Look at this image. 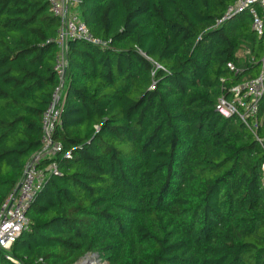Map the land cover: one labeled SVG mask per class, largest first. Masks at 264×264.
Wrapping results in <instances>:
<instances>
[{
    "label": "trees",
    "instance_id": "16d2710c",
    "mask_svg": "<svg viewBox=\"0 0 264 264\" xmlns=\"http://www.w3.org/2000/svg\"><path fill=\"white\" fill-rule=\"evenodd\" d=\"M100 47L66 42L61 145L0 264H264V91L256 135L215 110L263 40L233 0H75ZM47 0H0V205L40 146L57 86ZM248 45V58L236 56ZM233 64L230 70L227 64ZM12 259H10L9 257Z\"/></svg>",
    "mask_w": 264,
    "mask_h": 264
},
{
    "label": "built area",
    "instance_id": "2783aa9c",
    "mask_svg": "<svg viewBox=\"0 0 264 264\" xmlns=\"http://www.w3.org/2000/svg\"><path fill=\"white\" fill-rule=\"evenodd\" d=\"M47 2L51 13L58 19L53 38L57 48L53 67L57 86L41 116L40 146L31 153L24 164L20 180L0 205V248L4 250L9 249L17 235L27 227L25 211L40 190L44 178L49 173L57 172L54 163L41 166L40 162L61 151V145L54 142L51 136L55 125L59 122L61 94L65 86L67 40L80 39L100 47L110 44V39L96 37L87 29L79 17L75 0H47ZM238 10H246L250 15L252 30L263 40L262 56L257 74L229 86L225 94L217 97L214 110L224 118L236 116L245 126L253 130L255 139L261 143L255 131L258 124V103L264 91V0H233L226 13ZM227 67L230 70L234 68L231 63H228ZM262 140H264V128ZM261 171L264 182V163L261 165Z\"/></svg>",
    "mask_w": 264,
    "mask_h": 264
},
{
    "label": "rangeland",
    "instance_id": "374dc122",
    "mask_svg": "<svg viewBox=\"0 0 264 264\" xmlns=\"http://www.w3.org/2000/svg\"><path fill=\"white\" fill-rule=\"evenodd\" d=\"M248 52H249V49H248V45H246L245 43L241 44L238 48V50L236 51V56H238L240 59L242 60H250L251 58H248L249 55H248ZM88 254H92L95 258L94 259H98V261H96L97 263L95 264H108L107 260L105 258H101V257H98L97 255H95L93 252H87L85 254H83L79 259L77 260H80L82 259L83 257H85L86 255ZM90 258V257H89ZM89 258H84V260H87ZM74 264V263H73ZM78 264H81V261L80 263ZM87 264H93V261H90L88 262Z\"/></svg>",
    "mask_w": 264,
    "mask_h": 264
},
{
    "label": "bare ground",
    "instance_id": "6f19581e",
    "mask_svg": "<svg viewBox=\"0 0 264 264\" xmlns=\"http://www.w3.org/2000/svg\"><path fill=\"white\" fill-rule=\"evenodd\" d=\"M90 257V258H89ZM84 258H89V259H87V260H84ZM95 257L91 254H88V255H86L85 257H83L82 259H80V260H78V262H76L75 264H78V263H80V261H81V264H87L88 262H90V261H93V264H95L96 263V261H98L97 259H94Z\"/></svg>",
    "mask_w": 264,
    "mask_h": 264
},
{
    "label": "water",
    "instance_id": "95a60500",
    "mask_svg": "<svg viewBox=\"0 0 264 264\" xmlns=\"http://www.w3.org/2000/svg\"><path fill=\"white\" fill-rule=\"evenodd\" d=\"M94 253V252H93ZM95 255H96V253H94ZM98 260V259H97ZM76 262H78V260H76V261H74L73 263L75 264ZM73 263H71V264H73ZM97 263V262H96Z\"/></svg>",
    "mask_w": 264,
    "mask_h": 264
},
{
    "label": "crops",
    "instance_id": "0c3cea01",
    "mask_svg": "<svg viewBox=\"0 0 264 264\" xmlns=\"http://www.w3.org/2000/svg\"><path fill=\"white\" fill-rule=\"evenodd\" d=\"M258 70V69H257ZM257 70H256V72H257Z\"/></svg>",
    "mask_w": 264,
    "mask_h": 264
}]
</instances>
